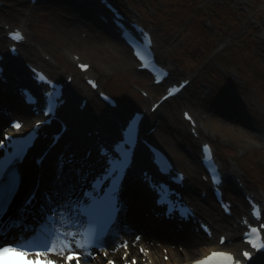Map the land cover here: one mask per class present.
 I'll return each instance as SVG.
<instances>
[{
    "label": "rangeland",
    "instance_id": "1",
    "mask_svg": "<svg viewBox=\"0 0 264 264\" xmlns=\"http://www.w3.org/2000/svg\"><path fill=\"white\" fill-rule=\"evenodd\" d=\"M28 1L0 0L3 5L0 35L5 34L9 25L24 23L30 44L38 46L48 61L51 58L52 65L46 69L57 79L65 80L70 74H77L69 60L73 54H79L84 62L99 70L96 73L104 89L119 99L123 112L124 107H130L127 115L133 112V107L149 108L150 102L140 92L154 95L155 90H150L148 78L135 70L129 51L125 52L123 46L113 49L117 55L119 52L123 55L118 57V64H126L115 71L109 62L113 58L107 55L109 61H104L108 65L105 66L102 55L85 43L67 39V35L75 38L80 33L84 37L91 32L99 42L115 41L99 27L89 11L78 7L73 0H41L30 10L25 7ZM117 1L132 17L153 30L160 58L174 68L177 82L193 80L184 97L166 104L161 113L147 120L144 134L169 151L181 168L195 174L198 161L192 154L197 156L199 143L193 146V138L181 118L182 111L189 110L201 124L203 140L215 144L225 170L244 176L250 189L264 195V41L261 40L264 0ZM84 88L82 79L75 86L77 96L72 99L76 108ZM87 114L93 117L91 112ZM155 124L172 140L179 154L150 137L149 130L156 129ZM199 180V176L193 175L194 182ZM204 208H212L211 202Z\"/></svg>",
    "mask_w": 264,
    "mask_h": 264
},
{
    "label": "bare ground",
    "instance_id": "2",
    "mask_svg": "<svg viewBox=\"0 0 264 264\" xmlns=\"http://www.w3.org/2000/svg\"><path fill=\"white\" fill-rule=\"evenodd\" d=\"M84 4H87V2L79 1L78 7L84 8ZM90 4H94L98 9L100 8L99 3L97 2H92ZM25 7L27 6L25 5ZM92 9L96 10V8L94 7ZM61 36L62 34H60V37ZM81 37L82 36L80 33H77L75 38H73V35H67V39L69 38L68 40L79 42L82 45L85 43L89 48L102 55V57L104 58L102 60L103 65L108 66L104 63V61H109V56L113 58L109 61L110 66L113 67V70L117 71L119 69L125 68L126 64H123L124 66H120L117 62V60H119L118 57L123 56L121 52H119L120 55H117L116 52L113 51V49H118V46H123L120 45V42L102 38V41L99 42L98 38L92 35L91 32L89 34H86L84 37ZM114 42L117 43V45H114ZM5 44L6 41L4 37L0 36V47L4 46ZM124 49V51L127 52V48L124 47ZM25 58L27 59L28 63H35L34 61L31 62L30 60L40 59L41 52L37 48V46L29 45ZM12 60L13 61L8 60L6 63L7 67L5 75L11 83H9L10 86L7 87V91L5 94L0 92V108L3 109V111H0V113L4 114V117L11 116L15 118L16 116H20L22 119H24V122H26L25 129L28 130L30 128V125L34 121H36L38 117L28 109L26 110V112H22L20 110L22 108L21 97L20 95L17 96L14 94L13 86L18 82L23 85L29 84L31 81L30 72L28 71L26 65L24 66L17 60ZM126 69L127 71L129 70V68ZM96 71L99 70L96 69ZM83 75L95 77L91 73V71H88ZM77 84H81V77H77L71 84L67 86L66 98L68 97L69 103L67 104V107L64 108V111H66L64 116L66 117L69 127L72 130L65 137L63 144L52 151L48 159L49 162L44 167V189L42 190V192L46 191L52 197L50 202L52 213H59V210H61V208L68 207L71 200L77 196L81 186L87 184V180H89L87 176L93 174L100 164L99 161L97 162L95 157L97 155V145L95 144L96 140H91L87 135H85L84 132L97 131L99 132L98 136H100L102 140H106V138L111 137L115 134V132L118 131L120 124L115 123H117L118 121L122 123L124 117L130 109V107L129 109L127 107H124L123 112V107L120 106V110H112L109 106H104L103 104V107L105 108L104 109L99 105L100 103H95V99L90 93L86 92L83 95V99L91 100L92 104L88 106L87 112H91V114H93V117L88 114H81L76 110V107L74 106V102L72 100L77 96L75 92V86ZM4 88L5 86L0 87V90H3ZM135 108L136 107H133L132 111H142V108ZM5 121L6 119L0 117L1 123ZM146 121H144L143 124H145ZM54 126L55 129L60 131V128H58L56 124ZM155 126H157V124H155ZM149 134L151 138H154V140L156 139V141L158 139L167 148L169 147L174 151V153L179 154V150L173 147L174 144L172 143V140H170V138H167L165 133H163L158 126L156 127V129H150ZM47 142H50V140H41L39 142V146H43V144L45 145ZM193 144L195 143L193 142ZM89 151L91 152L90 155H88ZM40 152L41 150H38L36 152V156ZM146 153L148 154V152ZM146 153L145 155L147 157ZM23 169L25 177L24 190H26L28 187L34 185L38 167L34 162L28 161L27 163H25ZM238 178L242 177L238 176ZM67 194H70L69 198H66ZM125 196L127 198V209L125 213L128 216V219L124 222V224H128V227L127 231L125 227L120 230V232H122L120 234L122 236L121 238L123 240L131 241L134 239V236L136 234H141V241L137 243V245H140L147 249L151 248L152 253L150 258H153V264H179L180 262H190L193 259H196V257L205 255L210 251V249L206 247H200L210 245L211 249H215L214 246L219 242V238H217L218 235L219 237L220 235H224L227 237V242L223 246V249L229 252H235L239 247H245L242 244V239L240 238V232L238 230H231L229 226L219 224V220H215V216H212L211 214H208L207 218V214L203 215L204 212L202 210H200V218L203 216L206 217L208 220V222H206L207 224H209V220L211 222L215 221L211 225V228L213 230L212 238L205 236L201 231L199 233L197 231L190 230L184 231L182 233H176L174 230L169 231L168 229L170 227H173L172 224L165 225L164 227L157 225L156 220L152 219L151 216L146 217V213H150L149 209L151 207L150 203L152 201V194L144 188V185L135 187H132L130 185L125 191ZM129 227H131V229L134 230L135 233L134 231L131 232ZM120 232L119 230H117L112 239H116L118 237L117 235ZM118 239L119 238H117L116 241H119ZM123 240L121 242L119 241V243H122ZM179 246L183 247L181 252L178 249ZM101 248V251L95 252L96 256L94 259L86 258L82 261V264H99L100 262H103L100 256H103V254L105 253L107 254L108 260L117 261L120 259L119 257L122 256V254L125 256L127 253L125 250H123V248H119L117 246L116 249H110V246H102ZM162 248L167 249V255L169 256L168 262L161 261L159 251ZM133 255V257H137V255ZM258 264H264V260L260 261V263Z\"/></svg>",
    "mask_w": 264,
    "mask_h": 264
},
{
    "label": "snow or ice",
    "instance_id": "3",
    "mask_svg": "<svg viewBox=\"0 0 264 264\" xmlns=\"http://www.w3.org/2000/svg\"><path fill=\"white\" fill-rule=\"evenodd\" d=\"M21 37L20 32L13 34V39ZM86 67V66H84ZM51 104L50 107L53 109L62 103L58 93L53 91L49 97ZM15 127L19 128L20 125L16 124ZM130 134L124 138V144L127 145L123 155L121 156L119 165L116 168L112 169V187L109 191L105 193L103 197L99 200L93 202L89 210H82L79 208H73L68 220V229L74 230L73 235L77 233L84 227V224L78 218L79 216H84L88 223L91 226V237L90 242L87 245L80 244L78 241L76 243L77 249H82V251H72V244H68L69 254L66 257L65 264H71V261L75 259L76 264H81V256L95 258L92 248L100 249L102 247V240L105 234L109 231L110 226L113 221L116 219V214L121 211L118 203V192L120 189V182L123 179V176L126 174V168L130 166V156L129 154L132 151V145L135 142V132L132 130V124H129ZM23 151V148H19L14 154V157H19L20 153ZM6 175V165H0V190L4 188V178ZM8 182L10 185H14V177H9ZM146 183L149 182L145 181ZM153 186L154 190L155 187ZM103 191V189H101ZM7 202L8 198L0 191V224L3 223L2 217L6 214L7 211ZM31 206V201L27 202ZM157 204L160 206H166L167 200L165 195H159ZM169 214H172L169 210ZM62 216L61 213L53 212L52 217L50 218L54 224L64 226L63 219L58 218ZM66 229V230H68ZM258 231V230H256ZM2 232V229H0ZM57 236V229L55 227H42L35 236L25 239H17L10 243H0V264H17L18 261H22L23 264H57L55 260H46L40 261V256L46 253L54 252L53 242ZM139 239V237H137ZM246 239L252 247L257 248V251L260 248H264V243H261L257 247L255 240L249 238L246 234ZM223 243V240H221ZM123 247L127 248V242H124ZM143 251V249H141ZM35 254L36 260L33 261L30 257L32 254ZM106 255V253H105ZM245 257L249 256L248 252L244 253ZM212 257H226L231 264L232 256L230 253L226 252H216L212 253L211 257L207 259H212ZM108 264H113L112 261H109ZM135 264V261L132 262ZM197 264H204V262H197ZM239 264V262H237Z\"/></svg>",
    "mask_w": 264,
    "mask_h": 264
}]
</instances>
